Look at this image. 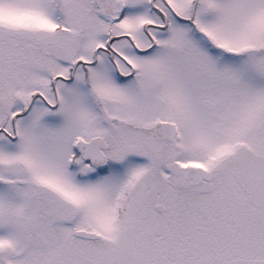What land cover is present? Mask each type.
Segmentation results:
<instances>
[{"label": "snow or ice", "instance_id": "obj_1", "mask_svg": "<svg viewBox=\"0 0 264 264\" xmlns=\"http://www.w3.org/2000/svg\"><path fill=\"white\" fill-rule=\"evenodd\" d=\"M0 264H264V0H0Z\"/></svg>", "mask_w": 264, "mask_h": 264}]
</instances>
